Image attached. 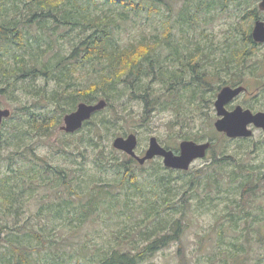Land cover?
I'll return each mask as SVG.
<instances>
[{"label":"trees","instance_id":"16d2710c","mask_svg":"<svg viewBox=\"0 0 264 264\" xmlns=\"http://www.w3.org/2000/svg\"><path fill=\"white\" fill-rule=\"evenodd\" d=\"M178 2L182 5L175 24L183 35L188 29L199 26H202L203 34L214 15L219 16L220 11L223 14L230 12V31L223 49L232 52L242 45L243 53H233L230 63L226 56L216 58V66L221 68L211 70L210 76L218 80L208 91L201 90L200 94L218 91L222 85H236L240 76L239 70L233 65H244L255 48L250 36L251 23L244 28V23L252 17L251 12L243 11V5L251 4L249 0H0V62L11 49H26L24 39L32 24L37 22L38 27L43 29L46 22L53 20L55 29L64 26L94 28L90 34L89 31L85 33L80 43L85 48L82 50V59L104 65L99 75L100 83H92L88 89L70 91L65 88L59 93L64 106L60 107L57 115L26 111L29 117L26 127L14 122L8 134L0 131V152L5 149L12 152L6 158L9 171L0 172V264H142L172 245L176 246V264H264V161L262 165L256 166L237 159V155L222 154L213 157L209 165L193 173L165 169L161 164L151 162L153 169L143 184L134 171V159L125 155L119 157L118 153L103 144L116 135V125L120 119V113L114 110L113 103L121 101L128 93L130 99L137 98L143 102L146 119L158 106L164 109L160 100L151 96L150 87L143 95L137 94V87L141 86L144 79L149 78L152 84L159 75L167 74L164 64L160 62L164 57L160 54L161 49L158 50L164 40L167 41L165 47L171 48L173 60L170 63L175 67L167 84L168 95L172 100L165 106L183 111L180 116L186 118L190 114L187 111H192L187 106L196 101L199 91L191 88H203L197 80L207 74V69H198L193 62L196 58L206 62L216 57L221 48L211 42L207 53L198 46L187 49L190 51L189 59L193 62L186 63L187 57L183 58L180 53L185 40L171 47L169 38L172 28L167 23L164 28L162 11L165 8L169 17H172L173 4ZM230 2H234L233 8L229 6ZM22 3L32 11L28 17L25 14L24 19L20 7ZM101 8H107V12L103 10L104 17L90 15ZM130 12H144L149 17L154 15L157 16L155 19H163V35L145 36L140 41L121 47L117 35L121 24L129 20ZM51 36L52 33L48 34V37ZM77 52L75 48L70 57L73 58ZM12 57L16 59L19 56ZM178 63L188 72L194 73L191 81L186 82L184 71L176 68ZM44 70L38 73L29 72L27 68L21 69L24 73L21 78L35 77L37 74L48 76L51 72L47 66ZM16 74L13 71L12 76ZM100 85L105 89L107 106L104 110H113V116L108 117L100 111L99 118L92 116L81 130L65 134L68 139L81 134L74 148L67 152L66 148H70L67 143L63 145L64 152L58 150L70 166L52 167L33 153L31 157H24L18 152L30 138L31 132L50 133L60 123L62 116L72 112L78 102L91 101ZM3 86L5 89L10 87V82L4 83L0 77V95L6 93ZM187 89L192 90L191 95L184 99L182 92H187ZM15 117L19 115L13 118L10 115L7 120ZM249 139L239 140L245 144ZM72 166H77L81 177L75 174L76 170ZM110 169L122 174L118 181L111 184L96 182L99 173ZM39 190L54 191V200H40L42 207L35 214L37 217L48 216L51 224L48 227L31 225L30 217L28 221H18L22 212L21 200L24 197L33 198ZM133 195L144 198V203L136 205ZM258 200H261L260 204ZM220 205L222 208L215 210L214 223L210 227V233L215 232L213 252L204 261L197 259L194 263L190 262L183 237L192 224V219H189L192 208L210 210V207L218 209ZM5 217L15 218L16 221L1 222V218ZM97 217L107 218L104 231L97 233L104 236L102 245L91 256L67 252L64 247L71 245L69 240L75 239V233ZM57 226V235L61 239L58 242L50 240L54 235L52 230L56 228L57 231ZM51 247L55 248L51 250Z\"/></svg>","mask_w":264,"mask_h":264},{"label":"rangeland","instance_id":"374dc122","mask_svg":"<svg viewBox=\"0 0 264 264\" xmlns=\"http://www.w3.org/2000/svg\"><path fill=\"white\" fill-rule=\"evenodd\" d=\"M135 1L139 2V0ZM181 5V2L173 4L174 12L172 13V17H169L170 14L165 8L162 11L164 15V28L166 27V23L172 28V35L169 38V41L172 43L171 47L179 44L182 39L185 40V44H183L180 53L183 58L187 57V59H185L186 63L193 62V60L189 59L190 51H187V49H195V47L198 46L200 50L207 53V49H210L208 45L211 42L221 48L219 53H216V57H212L206 62H200L198 61V58H196L193 62L194 64L196 63L198 69H207V74L205 73V75L201 76L202 79L197 80L203 88H200V86L199 89L197 87L191 88L193 91H199L196 101L187 106L188 109L192 111H187V113L190 114L186 118L180 116V113L183 111L172 109V106H165V103L172 100V97L168 95L167 84L169 83L168 77L172 75L175 67L170 63V61L173 60L171 57V48L169 49L165 47L167 41H163L162 38L161 41L163 42L159 44L158 50L161 49L160 54L164 58L160 62L164 64L167 74L159 75L158 79L152 84H150L149 78L144 79L141 86L139 88L137 87V94L143 95L145 90L150 87L152 90L151 96L159 99L161 102L160 104L164 105V109L159 108L161 106H158V108L150 114L149 118L146 119L143 102L137 98L130 99V93H128L121 101L113 103L114 110L120 113V119L116 125V135L111 136L103 144L108 146L109 149L114 150L119 154V157H121L125 154L113 149L112 142L116 137H126L132 133L135 134L138 139L136 154L139 157H142L148 148L151 137H155L162 147L173 151L175 154L179 153V144L183 141H193L198 144L207 142L211 143L213 149L210 148L211 150L209 149L207 151L206 158L197 160L192 164L190 169L187 170L192 171L191 173L204 165H209L213 160V157H220L222 154L227 156L237 155V159H240L243 162L245 161L248 164L256 166L262 165V162L264 161V132L252 128L254 131L253 136L249 139V142L245 144L239 139H229L225 135L217 133L214 128V122L217 120L214 102L219 90L206 93L205 95L200 94L201 90L208 91L218 80L215 77L210 76L211 70L214 68H221L220 66H216L217 62L214 61L216 58L226 56L227 61L230 63L236 52L243 53L242 45H238L232 50V52L223 49L226 35L230 31V26L228 25L230 12L223 14L220 11L219 16L214 15L213 21L209 23L210 25L207 26V29L203 34H201L202 26H199L198 28L188 29L183 35L180 29H177V24H175ZM229 6L233 8L235 6L234 2H230ZM20 7L22 9L21 13L23 19L25 14H27L26 17L32 14V11L29 8H25L24 3H22ZM26 7H31V5H27ZM243 7V11L245 12L252 9L254 5L251 3L243 5ZM103 10L107 12V8H101L100 11L95 10V12L90 15L92 17L98 16L102 18L105 16ZM10 15L12 18L14 17L13 14ZM128 16L129 20L121 24V30L117 35L118 44L121 47L140 41L142 37L160 35L163 32V24H161L163 19H155L157 16L153 15L152 17H149L148 13L144 12L138 14L130 12ZM16 18L19 20L18 16H16ZM251 22L252 19H248L244 23V28L250 25ZM46 23L47 24L43 29L38 27L37 22L32 24L33 27L29 30V34H27V37L24 39L26 49L13 48L8 52L6 57L3 56V62H0V77H2L4 83L10 82V87L5 89L3 86L6 93L0 95V109H8L11 112L12 118L13 116L19 115V117H15L14 119L11 118L4 120V125L0 126V131L3 133L8 134L10 126L14 125V122L15 124H22L26 127V121L29 118L26 115V111L40 115H57L58 111H60V107L64 106L63 100L60 98L59 94L63 89L66 88L70 91L76 89H88L90 84L97 82L100 83L99 75L102 74V68L104 65L97 61H84L82 59L84 55L82 50L85 48H82L80 45L81 41L84 39L85 33L89 31L88 34H90V30L95 29L87 28V26H64L55 29L53 20H49ZM51 33L52 36L50 38L48 37V34L51 35ZM205 35L208 36L205 37ZM0 42H2L1 39ZM75 48L78 49V52L74 54L73 58H71L70 56ZM0 53H2V51H0ZM13 55L19 57L15 59L12 57ZM20 59H23L22 62ZM163 61H165V63ZM45 66H47L48 71H51L48 76L37 74L35 77L27 76L26 78H21L24 75L21 69L27 68L29 72L38 71L39 73L40 70L45 71ZM233 67H236L239 70L240 78L236 85L229 86H242L246 88V92L239 96V98L232 103V106L240 105L243 108L253 110V113L264 112V47L254 48L250 54V58L244 65H233ZM176 68L184 71V79L186 82H189L194 78V73L188 72L187 69L185 70L180 66V63L177 64ZM13 71H16L18 74L12 76ZM201 74L202 72L200 75ZM70 84H72L71 88L67 87V85ZM223 86L226 85H222V87ZM206 87H208V89H205ZM192 90L187 89V92H182L184 99L190 97V91ZM104 91V87L100 85L91 101L78 102L75 105L74 110L80 103L96 104L100 100H105ZM180 100L183 101V98L180 97ZM102 111L105 115H108V117L113 116V110L106 111L103 109ZM65 115L62 116L60 123L57 124L55 129L50 130V133L41 134V132H31L29 135L30 138L18 149V152L23 154L24 157H31L33 153L38 158L43 159V162L52 167L70 166L71 164H69L67 160L58 153V150L64 152L65 148L63 145H66L67 143H69L70 147L66 148L67 152L74 148L78 144L81 134H77L74 138L68 139V137L65 136V133L59 130ZM96 117L99 118L98 112L93 115V118ZM91 119L92 118H90V120ZM85 131H87V129H85ZM187 137H192V139H184ZM11 153L12 152L7 149L0 152V172L9 171L6 158ZM147 162L140 165L135 161L134 164V171L138 175L139 181L143 184L146 182L145 179L147 178V175L153 169L152 163L161 164L163 166L161 158H154ZM72 169L76 170L77 166H72ZM75 174L81 177L80 171L76 170ZM121 175L122 174H117V171L110 169L103 174L99 173V180H96V182L111 184L116 180L118 181L121 178ZM132 197L134 198L135 204L138 206L142 205L145 201L143 200L144 198H141L140 196L136 197L133 195ZM43 198H50L46 202L54 200V191L44 190L43 192L42 190H39L33 198L24 197L21 200L22 203L20 204V209L22 212L21 215H19L18 221H28L27 219L30 217V224L35 227L41 225L46 227H48V225L50 226L51 224L48 221V216H35L42 207L43 203L40 200H43ZM260 202L261 200L257 201L258 204H260ZM101 206L102 204L100 207ZM121 208L124 209L123 205H121ZM220 208H222V205H220L218 209L210 207V210L207 208L201 210L192 208L189 216V219H192L190 220V223L192 224L189 225L183 237V244L186 248L190 262L194 263L197 259L204 261L206 258L210 257V253L213 252L215 232L213 231L210 233V231H212L210 227L214 223L215 210H219ZM1 219V222L3 223H13L16 221V219L12 217ZM105 220H107L106 217L101 219L97 217L95 220H92L93 223L86 224L81 231L75 233V239L69 240L70 242L68 243L71 245H65L64 249L72 254L79 253L80 255H93L95 249L103 243L104 236L97 233L104 231ZM58 231L59 226H57V231L56 228L52 230L54 235L51 236L50 240L57 242L61 241L59 234L57 235ZM254 247L255 246H253V248ZM54 248L55 247H51V250ZM83 248H85V250H83ZM48 258L49 256L47 259ZM176 263V246L172 245L168 249L158 252L150 261H146L142 264Z\"/></svg>","mask_w":264,"mask_h":264},{"label":"water","instance_id":"95a60500","mask_svg":"<svg viewBox=\"0 0 264 264\" xmlns=\"http://www.w3.org/2000/svg\"><path fill=\"white\" fill-rule=\"evenodd\" d=\"M258 1L261 2L259 7L264 10V0ZM252 38L255 42H264V24L262 22L255 23ZM243 91L242 86L237 88L224 87L217 94L214 102L217 115L214 128L217 133L223 134L229 139L251 138L253 135L251 127L264 132V112L253 113L250 110H243L239 106L233 111L225 110V105ZM106 106L105 100H100L96 104H78L74 111L63 117L59 130L65 134H73L79 131L86 121L97 112L105 109ZM10 114L8 109H0V126L4 119L10 117ZM112 147L134 159L140 165L154 158H161L166 169L187 171L196 160L206 157L207 151L211 148V143L198 144L193 141H183L179 144V153L175 154L173 151L162 147L155 137H151L147 150L142 157H139L136 154L138 139L135 134L131 133L126 137H116L112 142Z\"/></svg>","mask_w":264,"mask_h":264},{"label":"flooded vegetation","instance_id":"af4514ba","mask_svg":"<svg viewBox=\"0 0 264 264\" xmlns=\"http://www.w3.org/2000/svg\"><path fill=\"white\" fill-rule=\"evenodd\" d=\"M249 1H251V3H252V5H254V7L252 8V9H250V10H248V13L249 12H251L250 14L252 15V17H251V19H252V22H251V29H250V36H251V38H252V32H253V29H254V26H255V23L256 22H258V21H260V22H262L263 24H264V17H263V15H264V10H262L260 7H259V5H260V1H258V0H249ZM248 13H247V15H248ZM252 41H253V46L255 47V48H263L264 47V42H261V43H259V42H255L254 40H253V38H252ZM224 87H232V88H237V87H239V86H229V85H226V86H223V87H221L220 89H219V92H220V90L222 89V88H224ZM244 88V87H243ZM246 92V88H244V91L243 92H241L238 96H236L235 98H233V100H231L229 103H227L226 105H225V110L226 111H233L236 107H241L243 110H250V111H253V110H251V109H248V108H243L242 106H240V105H236V106H232V103L237 99V98H239V96H241L243 93H245ZM218 94V93H217ZM216 97H217V95H216ZM253 130V129H252Z\"/></svg>","mask_w":264,"mask_h":264}]
</instances>
